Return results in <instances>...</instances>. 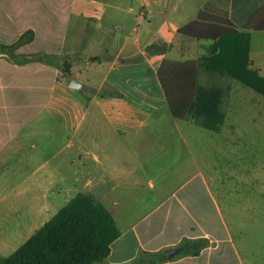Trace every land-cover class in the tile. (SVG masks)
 Masks as SVG:
<instances>
[{"label":"crops","instance_id":"crops-1","mask_svg":"<svg viewBox=\"0 0 264 264\" xmlns=\"http://www.w3.org/2000/svg\"><path fill=\"white\" fill-rule=\"evenodd\" d=\"M207 1L143 0L139 7H120L134 15V22H144V37L122 40L118 53L72 67L69 75L56 57L75 49L79 33L70 45L71 24L83 2L0 0V171L24 154L41 156L49 150L52 161L46 165L34 155L24 157L28 169L20 183L32 186L27 191L31 200L22 205L24 225L1 230L0 248L15 242L16 250L77 193L85 192L109 210L111 205L120 230L100 264H264L263 202L225 195L223 211L201 175V130L182 128L192 122L175 119L171 112L175 129L152 123L155 116L163 119L161 108L168 106L158 77L162 62L197 60L214 44L177 32L196 19ZM225 1L235 23L264 24V0ZM83 17L82 12V23ZM117 25L124 28L121 22ZM114 37L106 33L103 40ZM129 41L135 42L133 49H127ZM249 41L250 68L264 77V31H249ZM160 43L165 51L146 49ZM74 78L82 84L79 90L71 87ZM228 94L225 123L233 130L234 118L248 100L233 85ZM90 106H95L92 112ZM88 118L90 125L85 126ZM43 134H49L47 148L40 143ZM74 146L76 157L71 155ZM236 182L263 184L264 179ZM71 184L87 191L70 195L58 209L63 186ZM106 185L117 188L120 198L110 200ZM117 215L129 219L118 221ZM200 239L206 246L197 253H181L185 240ZM176 249L167 258L166 251ZM162 253L164 261L158 256Z\"/></svg>","mask_w":264,"mask_h":264},{"label":"trees","instance_id":"trees-1","mask_svg":"<svg viewBox=\"0 0 264 264\" xmlns=\"http://www.w3.org/2000/svg\"><path fill=\"white\" fill-rule=\"evenodd\" d=\"M251 30L264 31V24L235 23L225 0H208L195 20L177 29L185 37L210 39L214 44L197 60L162 62L158 77L175 119L219 132L226 118L224 96L232 89L225 78L264 95V77L249 64ZM150 48L158 50L159 46ZM61 68L70 74L69 65ZM119 236L110 210L91 193L79 192L19 248L8 256L0 255V264H100ZM205 246L201 239L185 240L180 248L186 255ZM158 256L160 261L166 260L164 253Z\"/></svg>","mask_w":264,"mask_h":264},{"label":"rangeland","instance_id":"rangeland-1","mask_svg":"<svg viewBox=\"0 0 264 264\" xmlns=\"http://www.w3.org/2000/svg\"><path fill=\"white\" fill-rule=\"evenodd\" d=\"M80 1L83 2V6L74 15L69 36L70 45L74 44L78 33L79 38L75 41L74 51L70 55H65L58 60L60 67H63V65H69L70 68H78L81 65L89 66L98 62L100 58H105L106 55L118 53L122 40L131 39L134 41V35L140 37L139 39L144 37L142 31L145 25L144 22H134V15L132 13L129 15L125 10L120 8L122 6L128 8L131 5L139 7L143 3V0ZM141 11H143V8ZM82 12L84 14L83 23L81 22ZM117 22L123 24L124 28L122 30L118 29ZM106 33L115 35L114 39L109 42L103 40ZM133 44L135 42H127V49H133ZM158 46L160 48L164 45L160 43ZM146 49L148 51L157 50L151 49L150 46ZM226 82H230L233 85V91H242L248 100L247 104L245 103L243 106L244 110L242 114L234 118L235 124L233 130L230 129L228 123H224L219 132L206 130L199 125L189 122L182 125V128L201 130V175L206 179L211 192L223 211L225 208V195H232L233 199L242 195L247 196V200L258 198L264 205V182L263 184L261 182L255 184H239L236 182L238 178L257 177L264 179V134H261L264 131V95L243 86L237 80L225 78L224 83ZM229 102L230 95L226 93L224 96L225 111L228 109ZM89 108L92 112L95 106H90ZM161 112L164 115L163 119L159 121L157 116H155L152 123L158 124L165 129H175L177 125L174 122L176 121L170 116L168 106L164 105L161 108ZM88 121L89 118L86 120L85 126L90 125ZM40 137V143L44 147L50 146L48 142L49 134H43ZM76 150L77 147L74 146L71 155L76 157ZM30 155H34L37 159L41 158V162H46V165H50L52 162L50 151L47 150L41 156H37L36 153L24 154L20 161L13 162L8 168L0 171V234L1 230L3 232L17 230L24 225V215L26 212L22 205L31 200L29 198L31 193L27 191L32 186L21 184L20 181L23 179L21 177L22 173L28 169V164L24 157H29ZM75 162L77 163L78 160L76 159ZM112 187L114 186H104L109 199L120 198V191L117 188H113L112 190ZM146 188L148 189V186ZM67 189H71L70 192H67ZM78 191L87 190L80 184L63 186V192L58 197V209L66 203L67 199H70V195H75ZM110 210H113L111 205ZM53 211L54 209L49 212L48 218L51 217L50 213H53ZM116 217L118 221L129 219L118 215ZM16 245L15 242H12L8 248H0V254L8 256L15 251Z\"/></svg>","mask_w":264,"mask_h":264},{"label":"water","instance_id":"water-1","mask_svg":"<svg viewBox=\"0 0 264 264\" xmlns=\"http://www.w3.org/2000/svg\"><path fill=\"white\" fill-rule=\"evenodd\" d=\"M71 87L74 88V89H77L79 90L81 87H82V84L76 79L74 78L71 82ZM179 252L178 249L176 250H168L166 251V256L167 258L171 259L173 258L177 253Z\"/></svg>","mask_w":264,"mask_h":264}]
</instances>
